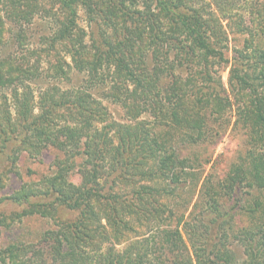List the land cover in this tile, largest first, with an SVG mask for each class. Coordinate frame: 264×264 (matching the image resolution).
Here are the masks:
<instances>
[{"label":"trees","instance_id":"1","mask_svg":"<svg viewBox=\"0 0 264 264\" xmlns=\"http://www.w3.org/2000/svg\"><path fill=\"white\" fill-rule=\"evenodd\" d=\"M256 5V27L238 23L249 37L227 57L231 32L212 5L0 0V191L21 175L22 154L56 151L51 174L0 196V234L33 217L53 227L38 244L0 245V264H239L237 245L244 264H264V150L254 147L264 148V1ZM35 14L55 23L40 39L44 49L36 59L4 53L27 38L11 24ZM173 48L191 72L185 83ZM43 64L54 82L85 72L101 97L53 83L34 88ZM217 65L230 67L229 89ZM102 100L135 123L113 121ZM146 113L152 119L137 121ZM232 125L253 148L220 173L210 166L213 149Z\"/></svg>","mask_w":264,"mask_h":264},{"label":"rangeland","instance_id":"2","mask_svg":"<svg viewBox=\"0 0 264 264\" xmlns=\"http://www.w3.org/2000/svg\"><path fill=\"white\" fill-rule=\"evenodd\" d=\"M192 1L196 6H213V9L211 11L222 18L224 26L231 32L230 43L228 44V49H226L224 53H226L227 57H234L235 49H240L242 44L244 43V40L247 38V36L249 37V30H246V32H241V34H238V32H236L238 30V23H242L244 27L254 29L256 26L255 23L251 20V12L255 11V9L257 10V2H262L264 0ZM9 2L11 3V0H5V4L7 6L9 5ZM33 17L34 18L31 22H20L17 27L15 25H12L13 23L11 24V26H13V29L15 30L14 33H18V30H20L19 26L22 27V31H26L27 38L25 40H23V38L22 40H20L22 42L18 44H14V42H11L9 46L7 45L5 48H3L4 53L13 54L14 59L17 60L23 58L31 59L34 58L32 55L33 51H36L38 49H44V44H41L40 39L46 35L53 33V31L55 30V23L51 20V18H49L45 14H35ZM8 22L10 23L12 22V20H8ZM78 23L80 27L84 28L88 32L90 31V22L88 21L87 14L83 8L79 9ZM232 31L237 34L234 35ZM174 38L182 39V42L184 43V37L182 38V36L177 35ZM177 55L182 56L179 51L173 48L171 61H173L174 67L178 65L177 71H175V73H177L176 75L181 79L183 83H185V80L191 77V72H189L186 66H180V62L182 60H178L177 62H175V57H177ZM34 59L32 63L34 62ZM70 61L71 59L68 58L69 63H71ZM160 64L164 65V62ZM46 69L48 71L47 64H43L40 72L42 73V79L32 82L34 88L38 89V87L45 86L48 83H53L58 84L61 88L66 90H77L80 88H84L92 91V93L96 97L100 98L102 95L103 87H98L94 84H92L91 86V83L87 82V74L85 72H78L75 69H71L69 82H54L47 78ZM215 69L219 71V75L225 83L226 88L229 89L230 67L225 68L224 65H217L215 66ZM191 87L192 84L189 87H186V90L189 91V94H191L193 90ZM102 101L104 105L109 109L113 121L119 124L135 123V121L130 120L129 115L126 114L121 105L108 100ZM148 119H152V117L150 116V114L146 113L143 114L137 121ZM254 147H257L258 150H264L261 144L254 145ZM252 148L253 146L247 143V135L245 130L242 129V127H240L239 125H232L230 126L226 134L223 136L221 141L213 149V160L210 166H212L216 162V169L220 173H225L229 170L232 163L239 158V156L245 154L246 152H249ZM55 158L56 151L52 149L44 152L43 155L37 159L28 157V154L26 153L22 154L20 156L19 161L21 175L18 177H11L8 180L6 188L3 191H0V196L13 192L14 190L18 189L23 183L36 182L41 179L44 175L51 174L53 169L52 164ZM71 178L73 182L78 184L81 181V173L76 170V172L72 174ZM52 227L53 225L48 220L39 217L26 219L24 223L20 225H15V227H13L10 231L3 230L0 234V245H4L11 241H16L17 238L23 241H29L38 244L39 237H41L40 235L46 232L47 230L51 229ZM123 247V245L118 246V249H123ZM235 250L239 258V264H244V262L246 261L244 248L240 245H237V247H235Z\"/></svg>","mask_w":264,"mask_h":264}]
</instances>
